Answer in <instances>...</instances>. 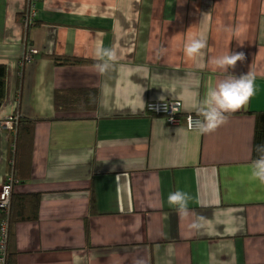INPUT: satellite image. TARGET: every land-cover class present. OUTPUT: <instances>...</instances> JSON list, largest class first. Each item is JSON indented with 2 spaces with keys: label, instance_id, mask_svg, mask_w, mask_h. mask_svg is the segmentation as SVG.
Returning <instances> with one entry per match:
<instances>
[{
  "label": "crops",
  "instance_id": "crops-1",
  "mask_svg": "<svg viewBox=\"0 0 264 264\" xmlns=\"http://www.w3.org/2000/svg\"><path fill=\"white\" fill-rule=\"evenodd\" d=\"M25 7L0 0V122L14 111L33 120L11 193L39 195L38 216L12 226L15 263L264 264V184L251 176L264 0H40L28 29ZM201 31L208 48L189 58L184 44ZM29 47L36 53L24 61ZM100 47L117 51L104 74ZM229 51L245 53L228 71L255 72V94L199 134L184 117L223 78L211 60ZM44 54L92 62L58 65ZM85 88L96 90L93 109L54 106L56 90ZM163 101L179 103L180 122L148 109ZM12 130L0 125V186ZM176 190L192 197L187 217L168 204ZM198 216L203 227L191 229Z\"/></svg>",
  "mask_w": 264,
  "mask_h": 264
},
{
  "label": "clouds",
  "instance_id": "clouds-1",
  "mask_svg": "<svg viewBox=\"0 0 264 264\" xmlns=\"http://www.w3.org/2000/svg\"><path fill=\"white\" fill-rule=\"evenodd\" d=\"M207 48V32L201 31L188 37L183 50L189 58H202ZM96 55L100 61L98 70L101 74L106 73L117 61V51L114 48L100 47L97 49ZM245 58V53L242 51H229L212 58L211 64L217 69L223 70V78L219 79L215 86L207 89L202 100H198L196 104L190 106L197 117H202V119L195 120L189 117L190 128H195L202 135L215 132L227 122L230 114L249 103L251 97L255 94V72L249 70L246 74L236 76L228 71L229 68L234 69L237 62H243ZM197 67L203 70L206 65L198 64ZM255 150L258 155L252 161L251 176L264 184V144L257 145ZM191 200V195L182 190L170 192L168 195V204L175 206L178 213L185 217L189 215L188 204ZM202 221L203 217L198 216L190 223L189 227L199 230L203 227ZM136 264H143V261H137Z\"/></svg>",
  "mask_w": 264,
  "mask_h": 264
},
{
  "label": "trees",
  "instance_id": "trees-1",
  "mask_svg": "<svg viewBox=\"0 0 264 264\" xmlns=\"http://www.w3.org/2000/svg\"><path fill=\"white\" fill-rule=\"evenodd\" d=\"M46 59L51 60L54 64L58 65H81L88 64L92 61L86 59L65 57L59 55H43ZM95 89H65L56 90L53 93V101L56 109L59 110H74L86 111L91 110L95 106L96 96ZM5 94V68L0 64V103L4 99ZM17 115L13 126V136L11 137V153L8 154L9 163L7 165V173L11 174L14 179L18 180L23 176L20 165V157L23 149L22 140L30 132L33 120L24 118L18 114L17 111L13 112ZM254 115V132L253 143L251 150L252 160L257 158L258 153L255 148L257 145L264 144V110L255 111ZM11 172V173H10ZM10 207L7 214H4L0 208V219L7 217L8 220V236L6 243V264H16L15 256L17 251L13 245V230L12 226L16 222L32 221L38 216L39 195L27 194L18 195L10 194Z\"/></svg>",
  "mask_w": 264,
  "mask_h": 264
},
{
  "label": "built area",
  "instance_id": "built-area-1",
  "mask_svg": "<svg viewBox=\"0 0 264 264\" xmlns=\"http://www.w3.org/2000/svg\"><path fill=\"white\" fill-rule=\"evenodd\" d=\"M40 0H26V7L24 14L22 16V24L25 29H28L31 25L34 24L36 19L37 6ZM35 51L32 48H28L27 51L23 54V60L29 61L34 55ZM148 109L156 114L162 115L166 118V121H169L173 124L180 122L181 118L178 116L180 114V105L176 101H163L156 103H149ZM189 117L193 120L202 119V117H197V115H187L184 117L185 123L189 126ZM17 119V115H10L6 117L0 125L6 129H12ZM195 129V128H190ZM16 180L11 174H7V180L0 186V208L4 214H7L10 207V194L12 189V184ZM7 232H8V223L7 217L0 219V264H6V241H7Z\"/></svg>",
  "mask_w": 264,
  "mask_h": 264
},
{
  "label": "bare ground",
  "instance_id": "bare-ground-1",
  "mask_svg": "<svg viewBox=\"0 0 264 264\" xmlns=\"http://www.w3.org/2000/svg\"><path fill=\"white\" fill-rule=\"evenodd\" d=\"M166 122H167L168 124H171V125L173 124V123H171V122H169V121H166Z\"/></svg>",
  "mask_w": 264,
  "mask_h": 264
}]
</instances>
